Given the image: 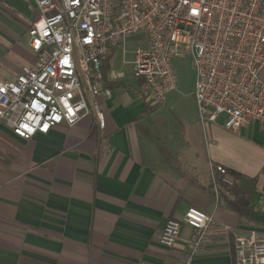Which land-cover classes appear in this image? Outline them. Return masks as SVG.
<instances>
[{"label":"crops","instance_id":"crops-1","mask_svg":"<svg viewBox=\"0 0 264 264\" xmlns=\"http://www.w3.org/2000/svg\"><path fill=\"white\" fill-rule=\"evenodd\" d=\"M39 15L30 0H0V80L36 62L28 29ZM133 36L103 65L112 91L98 98L104 128L90 113L22 139L0 123V264H179L192 228L184 224L173 247L160 237L166 221L182 220L190 206L215 221L198 264H237L235 231L264 233V123L233 132L221 116L204 131L194 68L184 99L178 77L164 105H154L133 75ZM184 59L174 60L175 70ZM184 102L187 126L169 119ZM210 163L242 175L240 188L249 191L242 214L220 174L215 187Z\"/></svg>","mask_w":264,"mask_h":264},{"label":"built area","instance_id":"built-area-1","mask_svg":"<svg viewBox=\"0 0 264 264\" xmlns=\"http://www.w3.org/2000/svg\"><path fill=\"white\" fill-rule=\"evenodd\" d=\"M39 17L28 29L36 62L10 81L0 80V123L22 139L70 126L94 113L106 125L98 98H111L103 65L111 48L144 33L134 50L133 75L143 79L154 105L178 86L176 58H190L194 97L204 131L225 116L233 132L264 123V0H30ZM228 186V170L210 163ZM192 228L179 264H198L213 215L190 206L182 220L168 219L160 243L173 247L183 225ZM227 230V229H226ZM237 264H264V233L235 231Z\"/></svg>","mask_w":264,"mask_h":264},{"label":"rangeland","instance_id":"rangeland-1","mask_svg":"<svg viewBox=\"0 0 264 264\" xmlns=\"http://www.w3.org/2000/svg\"><path fill=\"white\" fill-rule=\"evenodd\" d=\"M145 42H147V36L144 33L135 35L131 39H129L127 50L129 49L130 52L134 51L136 49L135 47L138 44L146 45ZM130 56L131 54H129V57ZM176 72L179 77L180 86L175 91L178 92L179 98L184 99L186 95H184L183 90L186 89L187 86L190 84L191 75L193 74V67L191 66V62L189 61L188 58L184 59V61L181 60L180 63L177 64ZM163 103L160 105H164ZM188 109H189V105H187L185 102L183 104H180V107L176 108V111L174 110L171 111L172 114H170L169 119L174 124L187 126L188 115H189Z\"/></svg>","mask_w":264,"mask_h":264},{"label":"trees","instance_id":"trees-1","mask_svg":"<svg viewBox=\"0 0 264 264\" xmlns=\"http://www.w3.org/2000/svg\"><path fill=\"white\" fill-rule=\"evenodd\" d=\"M228 173L233 179V185L228 186L229 192H230V194L235 196L236 200H237V201L235 200L233 202V206L237 209V211L240 212V214H242L241 208L246 207L245 206L246 204H243V203L248 200L249 191L240 188V183L244 182L242 175H239L235 171H230V170H228ZM220 182H221V180H220ZM241 204H243V205H241ZM237 205H241V206H237Z\"/></svg>","mask_w":264,"mask_h":264}]
</instances>
